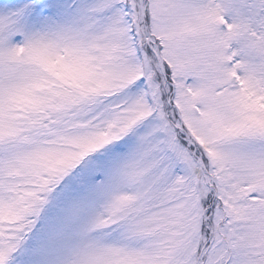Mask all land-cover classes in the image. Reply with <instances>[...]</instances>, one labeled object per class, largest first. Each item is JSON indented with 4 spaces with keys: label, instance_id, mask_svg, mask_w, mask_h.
Here are the masks:
<instances>
[{
    "label": "snow or ice",
    "instance_id": "1",
    "mask_svg": "<svg viewBox=\"0 0 264 264\" xmlns=\"http://www.w3.org/2000/svg\"><path fill=\"white\" fill-rule=\"evenodd\" d=\"M0 264H264V0H0Z\"/></svg>",
    "mask_w": 264,
    "mask_h": 264
}]
</instances>
